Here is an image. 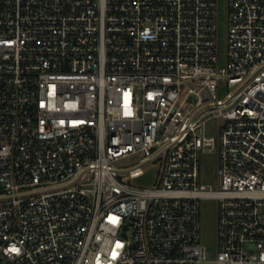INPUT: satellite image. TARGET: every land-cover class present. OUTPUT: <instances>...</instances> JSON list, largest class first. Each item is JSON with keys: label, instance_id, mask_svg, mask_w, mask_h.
I'll list each match as a JSON object with an SVG mask.
<instances>
[{"label": "built area", "instance_id": "2783aa9c", "mask_svg": "<svg viewBox=\"0 0 264 264\" xmlns=\"http://www.w3.org/2000/svg\"><path fill=\"white\" fill-rule=\"evenodd\" d=\"M219 10L0 0V264H206L204 198L211 263L264 264V0H229L225 65Z\"/></svg>", "mask_w": 264, "mask_h": 264}, {"label": "rangeland", "instance_id": "374dc122", "mask_svg": "<svg viewBox=\"0 0 264 264\" xmlns=\"http://www.w3.org/2000/svg\"><path fill=\"white\" fill-rule=\"evenodd\" d=\"M220 51L222 64L228 59V20L229 0H220ZM206 136L216 137V121L210 120L206 124ZM141 157L133 156L121 159L116 163L118 169H129L140 163ZM201 185L207 188H217V157L212 151L200 154ZM216 224H217V202L212 198L201 200V237L202 245L208 252V263L216 256Z\"/></svg>", "mask_w": 264, "mask_h": 264}, {"label": "water", "instance_id": "95a60500", "mask_svg": "<svg viewBox=\"0 0 264 264\" xmlns=\"http://www.w3.org/2000/svg\"><path fill=\"white\" fill-rule=\"evenodd\" d=\"M154 177V171H151L148 175L137 180L138 183L151 184Z\"/></svg>", "mask_w": 264, "mask_h": 264}]
</instances>
